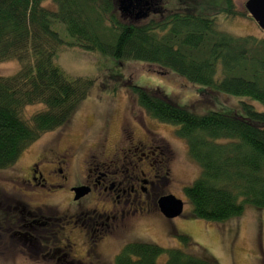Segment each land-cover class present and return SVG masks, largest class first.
I'll return each mask as SVG.
<instances>
[{
    "label": "trees",
    "instance_id": "16d2710c",
    "mask_svg": "<svg viewBox=\"0 0 264 264\" xmlns=\"http://www.w3.org/2000/svg\"><path fill=\"white\" fill-rule=\"evenodd\" d=\"M224 3L211 8L213 18L183 9L136 22L124 18L115 0H0V64H19L13 75L0 76V171L13 167L43 135L66 125L87 98L94 82L70 79L54 62L62 47L156 66L191 85L264 108V38L220 32L218 15L253 21L246 10H235L233 0ZM56 23L64 26L70 42L53 30ZM130 90L149 119L177 128V138L200 168L199 178L184 189L195 219L220 224L240 217L246 206L264 209V111L241 103L244 117L197 115L159 90ZM35 105L44 108L26 119L25 109ZM174 236L184 249L190 247L189 238ZM161 257L164 264H213L146 243L125 245L114 264H158Z\"/></svg>",
    "mask_w": 264,
    "mask_h": 264
},
{
    "label": "rangeland",
    "instance_id": "374dc122",
    "mask_svg": "<svg viewBox=\"0 0 264 264\" xmlns=\"http://www.w3.org/2000/svg\"><path fill=\"white\" fill-rule=\"evenodd\" d=\"M247 1L233 0L235 10L243 13ZM224 5V0H167L162 9L165 14L179 13L184 9L192 15L213 18L211 8H222ZM43 6L54 9L50 2H45ZM158 17L152 16L150 19ZM124 18L127 16L124 15ZM215 22L220 32L234 37L264 38V32L254 21L229 20L224 15H218ZM53 30L64 43L70 42L63 25L56 23ZM54 62L68 78L88 79L94 84L87 98L75 110L66 125L43 135L23 153L13 167L0 171V264H59L55 258L44 261L35 257L32 250L22 247L20 243L16 244L11 238L12 233L17 230L15 225L18 215L14 205L10 209L5 202L10 199L21 200L30 209L47 202V187H30L26 183L29 166L40 164L43 178L50 182L53 179L49 176L55 175L51 172L55 153H70L72 159L69 164L74 174H78L85 167L84 163L81 164V159L90 152L95 153L99 159H121L131 147L125 141L128 131L133 132L132 141H139L140 145L151 140V143L146 142L143 147L158 149L168 162L159 169L162 180L157 181L149 196L143 198L145 214L140 215L124 231H118L111 239L106 240L100 253L107 260L104 263L99 261L100 264H114L115 257L130 243L180 249L188 254L206 258L213 264H260L264 259V209L246 206L240 217L220 224L195 219L191 214V205L184 196V189L199 178L201 170L188 156L186 143L177 138V128L149 119L137 106L130 87L159 90L170 102L197 115L218 112L244 117L240 109L241 103L250 104L256 111L263 112L264 108L260 104L246 98L230 97L205 87L191 85L156 66L141 62L116 61L79 48H60ZM18 70L19 64L16 62L0 64V76H11ZM43 108L42 105L27 107L23 115L29 119ZM123 131L126 132L123 133L125 138L120 142ZM140 167L146 174L150 173L148 162L141 163ZM166 169L169 172L167 176ZM74 178L61 190L63 195L60 201L54 200L46 205H52L58 211L77 210L70 197V191L75 187ZM56 194L58 193H53ZM167 195H172L183 203L181 216L173 220L165 219L156 204L159 198ZM90 202V197L82 200V208L92 207ZM174 235L189 238L190 247L184 249ZM36 236L42 237V232ZM50 241L46 243L48 249L52 245ZM76 244L77 253L81 256L83 247L79 246L80 241H76ZM84 262L82 261L83 264H97L94 261ZM157 263L164 264L165 258L161 257Z\"/></svg>",
    "mask_w": 264,
    "mask_h": 264
},
{
    "label": "flooded vegetation",
    "instance_id": "af4514ba",
    "mask_svg": "<svg viewBox=\"0 0 264 264\" xmlns=\"http://www.w3.org/2000/svg\"><path fill=\"white\" fill-rule=\"evenodd\" d=\"M166 1L131 0L133 8L125 15L136 22L148 20L163 12L162 7ZM115 4L119 6L120 0H115ZM140 11L145 17L135 20L136 14ZM124 132L121 133L123 137L121 136L120 142L125 138ZM126 137H128L126 143L131 145L126 151L127 155L123 154L121 159L111 160L99 159L95 153L90 152L81 159V164L84 163L85 167L78 174L71 170L69 163L72 157L68 151L63 154L55 153L51 163L53 165L51 172L55 175L49 176L53 181L49 182L43 178L40 164L29 166L26 183L30 187L33 185L47 187V202L35 209H30L21 200L10 199L5 202L10 209L14 205V210H17L15 225L17 230L11 235L16 244L28 247L34 252L35 257L44 261L55 258L59 264H83L82 261L104 263L107 259L100 253L102 245L111 239L114 233L124 231L140 215L145 214L143 198L149 196L157 181L162 180L159 169L168 162L158 149L156 151L151 146L143 147L146 142L151 143V140L141 145L138 144L139 141L135 143L132 141L134 139L132 131H128ZM143 162H148L150 173L146 174L141 170L140 164ZM167 175L168 169L165 171V176ZM73 177L75 187L71 189L70 197L75 202L77 210L58 211L52 205H46L54 200L60 201L63 195L61 190ZM81 188L85 189L87 194L76 199V190ZM56 192L58 194L53 195ZM88 197L92 207L84 209L81 201ZM41 232L42 237L36 236ZM49 241L52 245L48 249L46 243ZM76 241H80L79 246L83 247L81 256L77 253ZM260 264H264V259Z\"/></svg>",
    "mask_w": 264,
    "mask_h": 264
},
{
    "label": "water",
    "instance_id": "95a60500",
    "mask_svg": "<svg viewBox=\"0 0 264 264\" xmlns=\"http://www.w3.org/2000/svg\"><path fill=\"white\" fill-rule=\"evenodd\" d=\"M121 4L118 10L122 15H125L131 10V0H120ZM124 3H127L125 5ZM245 10L250 18L257 24V26L264 31V0H248L245 4ZM140 11L136 14L135 20L144 18L145 15ZM142 14V16H141ZM87 194L85 189L76 190V199ZM157 208L159 213L167 220H173L181 216L183 212V203L172 195L161 197L157 201Z\"/></svg>",
    "mask_w": 264,
    "mask_h": 264
}]
</instances>
